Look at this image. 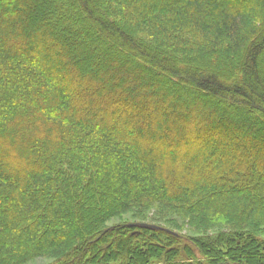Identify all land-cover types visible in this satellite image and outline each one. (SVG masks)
I'll list each match as a JSON object with an SVG mask.
<instances>
[{
  "label": "trees",
  "instance_id": "obj_1",
  "mask_svg": "<svg viewBox=\"0 0 264 264\" xmlns=\"http://www.w3.org/2000/svg\"><path fill=\"white\" fill-rule=\"evenodd\" d=\"M262 133L264 0H0V264H264Z\"/></svg>",
  "mask_w": 264,
  "mask_h": 264
},
{
  "label": "rangeland",
  "instance_id": "obj_2",
  "mask_svg": "<svg viewBox=\"0 0 264 264\" xmlns=\"http://www.w3.org/2000/svg\"><path fill=\"white\" fill-rule=\"evenodd\" d=\"M36 1L40 2L41 0H36ZM43 4H45V3H43ZM59 16H60V14H59ZM74 26L76 28H82L81 27L82 24H81L80 20H77L76 22H74ZM60 31H61V29H60ZM88 64L89 63H88L87 59H84L81 63V65H83V66H87ZM184 83L181 85V87H177L178 93L181 95V98H182L181 102H182L183 106L186 107L192 103L203 104L204 106H212L215 104L221 105L218 98H210V96L208 94H204V93H201L200 95L191 98L190 94L193 93L195 88L188 83H186V84H184ZM209 99H212V100H209ZM10 107L11 106H9V113L12 111ZM235 113L236 114L233 117L236 120H242V118H246V116H247L246 115L247 113L242 114V112L239 109L238 110L235 109ZM229 133H231L232 136L233 135L236 136L238 134V133H235L234 131H229ZM262 136H264V133H262ZM222 138H224V137H221V139ZM158 208L159 207H152V208L146 210L144 212V214L146 216L145 218H135L132 215V211H127V212H124V213H122L116 217L111 218L110 220L107 221L106 225L112 226V225H115L117 223L120 224V223H123L125 221H128V222H138V223L143 222V223H148V224H155L158 227L159 226L163 227L164 230H168V231L170 229H172L170 231H173L174 233H178V235H181L183 237L181 239L183 242L181 241V243L182 244L187 243L186 245L189 246L191 248V250L193 251L194 258H191V257L189 258L188 256L185 257V259H188V261H191V262L194 261L193 259H196V260H204L205 259V257L203 256L204 254L197 247V244H199V243H197L195 240H193L192 239L193 237L195 239H202V241H208L209 239L215 240L218 233L220 231L225 230L223 227H212L208 230H201V229L194 230L186 224L188 222L187 217H182V216H179L177 213L166 212V211H165L166 213H162ZM174 225H177L178 227H174ZM256 233L259 236H261L262 238H264V227L259 228V230H257ZM181 246H183V245H181ZM182 257H184V256H182ZM48 262H49V259L40 257V258H35V259L25 263V264H46Z\"/></svg>",
  "mask_w": 264,
  "mask_h": 264
},
{
  "label": "water",
  "instance_id": "obj_3",
  "mask_svg": "<svg viewBox=\"0 0 264 264\" xmlns=\"http://www.w3.org/2000/svg\"><path fill=\"white\" fill-rule=\"evenodd\" d=\"M139 225L142 227L158 228V226L155 224H148V223H143V222H140Z\"/></svg>",
  "mask_w": 264,
  "mask_h": 264
}]
</instances>
